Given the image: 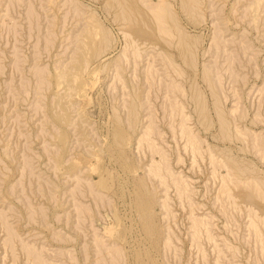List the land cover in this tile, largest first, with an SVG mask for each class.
Returning a JSON list of instances; mask_svg holds the SVG:
<instances>
[{
    "label": "rangeland",
    "instance_id": "374dc122",
    "mask_svg": "<svg viewBox=\"0 0 264 264\" xmlns=\"http://www.w3.org/2000/svg\"><path fill=\"white\" fill-rule=\"evenodd\" d=\"M0 264H264V0H0Z\"/></svg>",
    "mask_w": 264,
    "mask_h": 264
},
{
    "label": "bare ground",
    "instance_id": "6f19581e",
    "mask_svg": "<svg viewBox=\"0 0 264 264\" xmlns=\"http://www.w3.org/2000/svg\"><path fill=\"white\" fill-rule=\"evenodd\" d=\"M157 22H158V21H157ZM181 121H182V120H181ZM183 128H184V127H183ZM184 129H185V128H184ZM192 136H193V135H192ZM188 138H189V137H188ZM192 139H193V138H191L190 140L193 141ZM188 140H189V139H188ZM192 143L194 144L195 142H192ZM193 146H194V145H193ZM253 185H254V184H253ZM34 258H35V257H34Z\"/></svg>",
    "mask_w": 264,
    "mask_h": 264
}]
</instances>
